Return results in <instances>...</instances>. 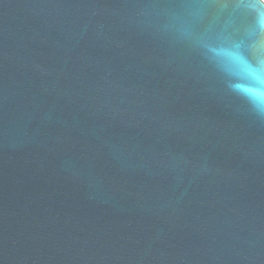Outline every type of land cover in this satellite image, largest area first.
<instances>
[{
  "label": "water",
  "instance_id": "obj_1",
  "mask_svg": "<svg viewBox=\"0 0 264 264\" xmlns=\"http://www.w3.org/2000/svg\"><path fill=\"white\" fill-rule=\"evenodd\" d=\"M253 2L0 0V264H264Z\"/></svg>",
  "mask_w": 264,
  "mask_h": 264
},
{
  "label": "clouds",
  "instance_id": "obj_2",
  "mask_svg": "<svg viewBox=\"0 0 264 264\" xmlns=\"http://www.w3.org/2000/svg\"><path fill=\"white\" fill-rule=\"evenodd\" d=\"M247 7L254 8L256 11V23L261 29H264V0H254ZM239 44L231 43L222 39L216 42L214 46L209 47L213 58L218 65L229 74L241 79L251 78L255 81L256 87H249L242 84L234 87L245 95L259 110L264 112V74L261 69L251 65L239 50Z\"/></svg>",
  "mask_w": 264,
  "mask_h": 264
}]
</instances>
